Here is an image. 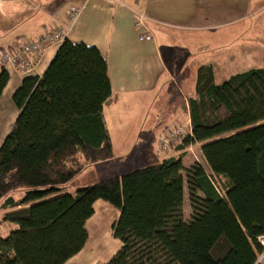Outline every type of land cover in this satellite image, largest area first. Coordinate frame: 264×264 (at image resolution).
<instances>
[{"label":"trees","instance_id":"1","mask_svg":"<svg viewBox=\"0 0 264 264\" xmlns=\"http://www.w3.org/2000/svg\"><path fill=\"white\" fill-rule=\"evenodd\" d=\"M9 82L0 68V96ZM112 96L100 50L66 39L41 77H25L0 147V264H65L85 247L101 200L119 210L120 250L106 264H264V69L216 84L198 70L188 100L193 137L174 156L66 193L87 164L114 158L104 108ZM201 144L209 172L185 168ZM193 215L184 217L187 198Z\"/></svg>","mask_w":264,"mask_h":264},{"label":"crops","instance_id":"2","mask_svg":"<svg viewBox=\"0 0 264 264\" xmlns=\"http://www.w3.org/2000/svg\"><path fill=\"white\" fill-rule=\"evenodd\" d=\"M72 7L81 8V12L72 23L67 39L74 44L97 47L108 63L112 96L105 105L104 115L113 151L115 135L125 136L133 124L127 116L144 100L149 108L159 92V98L166 94L163 102L167 108L164 107L163 114L172 121L169 126L191 124L188 100L195 95L197 73L201 67L212 66L216 84L240 73L264 69V0L7 2L0 4V8L9 13L0 16V23L10 24L0 32V50L15 48L21 39L35 41L44 33L67 24ZM137 14L145 15L144 23L151 40L140 39L147 29L137 26ZM58 48L51 47L44 53L38 66L40 76ZM6 70L9 82L0 96V126L5 129L0 131V147L19 114L13 95L24 80L11 69ZM217 70L225 74L230 72L221 83L217 82ZM171 94L176 95V101L169 111ZM164 123L158 119L152 122L150 134L159 135ZM148 145L149 142L144 141V146ZM198 146L201 150V144L194 145L193 150ZM147 150L148 147L145 152ZM185 152L186 156H192L189 146ZM174 155L173 151L165 157L145 153L143 166L162 162ZM66 192L75 193L68 189ZM94 210V216L87 222L89 239L84 249L65 264H106L105 256L110 257L122 247L113 234V227L120 218L119 210L101 200L95 203ZM3 213L0 211V217ZM1 229V235L7 236L14 226L5 223Z\"/></svg>","mask_w":264,"mask_h":264},{"label":"rangeland","instance_id":"3","mask_svg":"<svg viewBox=\"0 0 264 264\" xmlns=\"http://www.w3.org/2000/svg\"><path fill=\"white\" fill-rule=\"evenodd\" d=\"M8 15L9 13L4 12V10L0 8V16H8ZM8 26H10L9 23L8 24L0 23V32L1 31L4 32L8 28ZM229 73L230 72H227L226 74L225 72L220 73V71L217 70V82L221 83L223 77L229 75ZM175 77H178V74ZM171 82L172 81H169V83ZM166 91L167 92L170 91V86L167 88ZM163 95L165 96L166 94H163ZM171 95L172 96H169V99H170L169 111L172 108H174L173 105H175L174 102L176 101V95L175 94H171ZM159 96H160V92L155 95L156 97L155 101L152 105L149 106V108L146 105L145 100H144L142 101L141 105H139L137 108L135 107L132 114L127 116L128 118H130V120H133V124L126 130V133H124L125 136L115 135V138H114L115 139L114 140L115 149L113 151L114 158L106 162H101V163H96V164H90V163L87 164L85 171H83V173L80 174L69 185L68 191L76 192L75 191L76 189H82L84 188V185H86L85 187H88L89 185L91 186V184L94 185L96 184V182L99 183L105 179H110L114 177L122 178V176L127 173L136 171L137 169L144 168L147 165L145 164L143 166V163H145V159H144L145 153H149V152L155 153V155L156 154L162 155L164 157L170 154V152L162 153L159 150V145H158L160 139L164 137L163 134H164L165 129L172 122L171 120H168L170 119L169 117L164 116L163 114L164 107L167 108V106L163 102V99L165 97L161 95V97L159 98ZM148 97L151 98L152 95ZM110 105L111 104H109V106ZM157 119L165 122L161 129V132H160L161 134L160 133L159 135L150 134L151 123L155 122ZM139 124H141L142 127L141 125L139 127ZM3 130L5 131L4 126L1 125L0 131H3ZM144 141L149 142V145L144 146ZM147 147L149 148V150L145 152V149ZM195 154L197 156H189V155L186 156L185 161H184L185 168H189L195 165L196 163H199L205 168L207 172H209V169L201 155L199 146L196 148ZM184 213H185L184 217L186 218V220L190 221L193 215V210L191 208V203L189 201L188 193H187V198H186V202L184 206ZM0 234H2V229H0ZM115 254H112L110 257L109 255H106L105 256L106 263H108L114 257Z\"/></svg>","mask_w":264,"mask_h":264},{"label":"built area","instance_id":"4","mask_svg":"<svg viewBox=\"0 0 264 264\" xmlns=\"http://www.w3.org/2000/svg\"><path fill=\"white\" fill-rule=\"evenodd\" d=\"M18 0H0V4L7 2H15ZM81 12V8L72 7L68 14V23L60 26L59 28L44 33L40 38L35 41H29L21 39L18 41L17 46L13 49H2L0 50V68L11 69L15 74L20 77L38 76V66L40 61L47 51L51 47H60L63 42L67 39L70 27L72 23L77 19ZM138 23L137 26L145 25L146 17L144 14H137ZM149 30L141 36V40H151ZM164 137L159 141V150L162 153L172 152L173 147L180 146L184 141L193 137L192 125L190 122L175 124L168 127L164 131ZM196 144L189 145V152L192 156H197L193 150V146ZM198 160V159H197ZM198 162V161H197ZM0 220V229H1ZM263 253L260 258V262H264V237L259 238Z\"/></svg>","mask_w":264,"mask_h":264}]
</instances>
